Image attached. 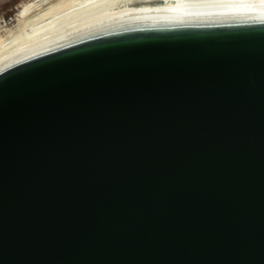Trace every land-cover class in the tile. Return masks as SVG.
I'll list each match as a JSON object with an SVG mask.
<instances>
[{"label": "water", "instance_id": "water-1", "mask_svg": "<svg viewBox=\"0 0 264 264\" xmlns=\"http://www.w3.org/2000/svg\"><path fill=\"white\" fill-rule=\"evenodd\" d=\"M0 264H264V21L1 72Z\"/></svg>", "mask_w": 264, "mask_h": 264}, {"label": "bare ground", "instance_id": "bare-ground-1", "mask_svg": "<svg viewBox=\"0 0 264 264\" xmlns=\"http://www.w3.org/2000/svg\"><path fill=\"white\" fill-rule=\"evenodd\" d=\"M15 21L11 30L0 26V73L120 31L264 21V0H32Z\"/></svg>", "mask_w": 264, "mask_h": 264}, {"label": "rangeland", "instance_id": "rangeland-1", "mask_svg": "<svg viewBox=\"0 0 264 264\" xmlns=\"http://www.w3.org/2000/svg\"><path fill=\"white\" fill-rule=\"evenodd\" d=\"M32 0H0V26H4L6 30H11L17 22V14L22 4H26Z\"/></svg>", "mask_w": 264, "mask_h": 264}]
</instances>
